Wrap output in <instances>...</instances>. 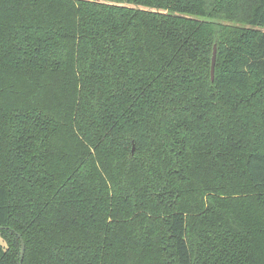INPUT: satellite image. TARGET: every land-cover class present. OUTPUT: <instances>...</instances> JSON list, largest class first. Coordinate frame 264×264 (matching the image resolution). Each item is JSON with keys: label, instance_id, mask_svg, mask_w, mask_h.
Instances as JSON below:
<instances>
[{"label": "trees", "instance_id": "obj_1", "mask_svg": "<svg viewBox=\"0 0 264 264\" xmlns=\"http://www.w3.org/2000/svg\"><path fill=\"white\" fill-rule=\"evenodd\" d=\"M21 242L264 264V0H0V264Z\"/></svg>", "mask_w": 264, "mask_h": 264}, {"label": "water", "instance_id": "obj_2", "mask_svg": "<svg viewBox=\"0 0 264 264\" xmlns=\"http://www.w3.org/2000/svg\"><path fill=\"white\" fill-rule=\"evenodd\" d=\"M215 61H216V48L214 46L213 51H212V55H211V61H210V80L211 81H213V79H214ZM131 151H133V148ZM23 253H24V245L21 242L19 264H21V262H22Z\"/></svg>", "mask_w": 264, "mask_h": 264}]
</instances>
